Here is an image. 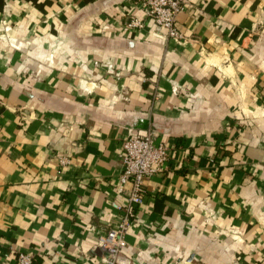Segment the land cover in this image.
I'll return each mask as SVG.
<instances>
[{
    "label": "crops",
    "instance_id": "1",
    "mask_svg": "<svg viewBox=\"0 0 264 264\" xmlns=\"http://www.w3.org/2000/svg\"><path fill=\"white\" fill-rule=\"evenodd\" d=\"M185 4L179 41L139 0H0V264H100L123 137L148 130L166 167L122 253L264 264V0Z\"/></svg>",
    "mask_w": 264,
    "mask_h": 264
},
{
    "label": "built area",
    "instance_id": "2",
    "mask_svg": "<svg viewBox=\"0 0 264 264\" xmlns=\"http://www.w3.org/2000/svg\"><path fill=\"white\" fill-rule=\"evenodd\" d=\"M139 1L146 15L163 26L168 37L179 41L185 39L176 25V16L186 5L185 0ZM132 24H139V21L134 19ZM154 136L155 131L148 130L143 134L127 133L123 137L118 190H126L128 201L122 207L123 212L119 221L97 234V244L103 251L100 264H134L130 257L122 253L126 243L125 231L131 223L134 205L140 204L143 200V177L165 169L169 148L164 141L155 142ZM59 160L64 163L67 158L61 155ZM125 183H129V186L125 187ZM17 261L19 264H31L32 257L28 252L18 251Z\"/></svg>",
    "mask_w": 264,
    "mask_h": 264
}]
</instances>
